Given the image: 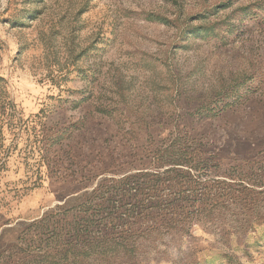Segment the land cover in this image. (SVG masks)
Instances as JSON below:
<instances>
[{"label":"rangeland","instance_id":"374dc122","mask_svg":"<svg viewBox=\"0 0 264 264\" xmlns=\"http://www.w3.org/2000/svg\"><path fill=\"white\" fill-rule=\"evenodd\" d=\"M0 264H264V0H0Z\"/></svg>","mask_w":264,"mask_h":264},{"label":"trees","instance_id":"16d2710c","mask_svg":"<svg viewBox=\"0 0 264 264\" xmlns=\"http://www.w3.org/2000/svg\"><path fill=\"white\" fill-rule=\"evenodd\" d=\"M94 246H89V250H84L83 253L85 254V256L89 255L92 250H94V247H98L101 245V242L100 243H96V244H93ZM66 251H69L70 253H73L75 251V248H74V245L73 246H69V248L66 250Z\"/></svg>","mask_w":264,"mask_h":264}]
</instances>
